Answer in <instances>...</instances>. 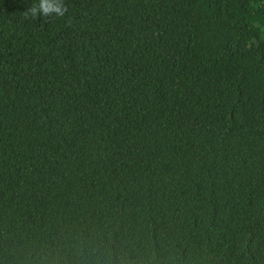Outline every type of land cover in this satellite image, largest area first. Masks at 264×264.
I'll list each match as a JSON object with an SVG mask.
<instances>
[{"label":"trees","instance_id":"obj_1","mask_svg":"<svg viewBox=\"0 0 264 264\" xmlns=\"http://www.w3.org/2000/svg\"><path fill=\"white\" fill-rule=\"evenodd\" d=\"M35 2L0 0V264H264V0Z\"/></svg>","mask_w":264,"mask_h":264},{"label":"clouds","instance_id":"obj_2","mask_svg":"<svg viewBox=\"0 0 264 264\" xmlns=\"http://www.w3.org/2000/svg\"><path fill=\"white\" fill-rule=\"evenodd\" d=\"M68 8L65 0H36L31 6L23 12L26 19H39L40 17H64ZM78 255H83L82 252ZM111 256L105 261V264H109ZM41 264H60L59 255H52L51 253H44L41 257ZM114 264H160V261L156 256L147 254L141 256L136 254L133 256L130 253L122 252L119 254L118 259Z\"/></svg>","mask_w":264,"mask_h":264},{"label":"rangeland","instance_id":"obj_3","mask_svg":"<svg viewBox=\"0 0 264 264\" xmlns=\"http://www.w3.org/2000/svg\"><path fill=\"white\" fill-rule=\"evenodd\" d=\"M251 20H252V21H254V20H255V18H252Z\"/></svg>","mask_w":264,"mask_h":264}]
</instances>
